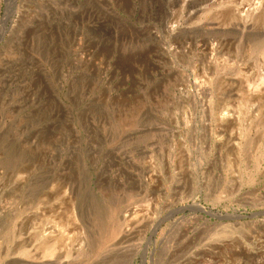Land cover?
<instances>
[{"label": "rangeland", "instance_id": "obj_1", "mask_svg": "<svg viewBox=\"0 0 264 264\" xmlns=\"http://www.w3.org/2000/svg\"><path fill=\"white\" fill-rule=\"evenodd\" d=\"M0 264H264V0H0Z\"/></svg>", "mask_w": 264, "mask_h": 264}, {"label": "water", "instance_id": "obj_2", "mask_svg": "<svg viewBox=\"0 0 264 264\" xmlns=\"http://www.w3.org/2000/svg\"><path fill=\"white\" fill-rule=\"evenodd\" d=\"M95 170V169H94ZM97 173H96V171H95V173H94V180L95 181H97L98 180V174L96 175ZM96 185V184H95Z\"/></svg>", "mask_w": 264, "mask_h": 264}]
</instances>
